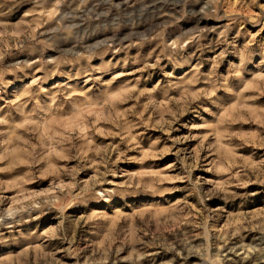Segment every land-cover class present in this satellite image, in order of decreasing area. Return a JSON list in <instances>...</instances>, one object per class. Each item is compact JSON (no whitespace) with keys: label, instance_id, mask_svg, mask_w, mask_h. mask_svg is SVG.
Returning a JSON list of instances; mask_svg holds the SVG:
<instances>
[{"label":"rangeland","instance_id":"obj_1","mask_svg":"<svg viewBox=\"0 0 264 264\" xmlns=\"http://www.w3.org/2000/svg\"><path fill=\"white\" fill-rule=\"evenodd\" d=\"M0 264H264V0H0Z\"/></svg>","mask_w":264,"mask_h":264}]
</instances>
